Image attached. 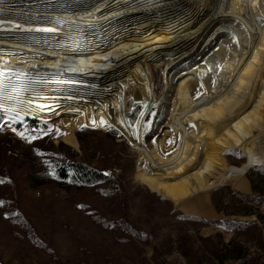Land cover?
I'll return each mask as SVG.
<instances>
[{
  "label": "bare ground",
  "instance_id": "6f19581e",
  "mask_svg": "<svg viewBox=\"0 0 264 264\" xmlns=\"http://www.w3.org/2000/svg\"><path fill=\"white\" fill-rule=\"evenodd\" d=\"M260 1L0 0V70L11 78L0 77L5 97L61 122L62 140L73 146L78 128L113 125L140 152L139 180L199 210L193 204L205 201L213 178L236 177L230 148L255 149L264 163ZM168 57L174 63L160 96L153 63ZM132 84L144 104L135 124Z\"/></svg>",
  "mask_w": 264,
  "mask_h": 264
},
{
  "label": "rangeland",
  "instance_id": "374dc122",
  "mask_svg": "<svg viewBox=\"0 0 264 264\" xmlns=\"http://www.w3.org/2000/svg\"><path fill=\"white\" fill-rule=\"evenodd\" d=\"M170 58L153 63L160 96L169 87ZM129 89L135 124L144 104L135 101V85ZM4 102L28 113L19 101H0V264H264V163L255 149L230 148L225 158L236 177L213 178L208 197L192 210L137 178L140 152L113 125L78 128L73 146L62 140L59 121L6 124ZM157 111L146 117V136ZM29 118L47 127L18 130ZM53 145L109 180L81 187L55 181L42 157ZM257 145L264 147V136Z\"/></svg>",
  "mask_w": 264,
  "mask_h": 264
},
{
  "label": "trees",
  "instance_id": "16d2710c",
  "mask_svg": "<svg viewBox=\"0 0 264 264\" xmlns=\"http://www.w3.org/2000/svg\"><path fill=\"white\" fill-rule=\"evenodd\" d=\"M6 109H3L5 123L10 125L19 122L24 118L35 116L26 113L18 103H8ZM13 106L11 107V105ZM29 118L24 124H18V130H25L26 128H42L47 127L46 124L39 122L36 119ZM42 157L45 160L47 170L51 173L52 179L57 182L67 183L81 187L86 184H105L109 180V175L104 173L103 169H97L82 161H72L65 159L59 147L52 146L51 149H44ZM121 188L124 185L120 184ZM125 188V187H124ZM111 191H117L119 188H110Z\"/></svg>",
  "mask_w": 264,
  "mask_h": 264
},
{
  "label": "snow or ice",
  "instance_id": "6c2138e0",
  "mask_svg": "<svg viewBox=\"0 0 264 264\" xmlns=\"http://www.w3.org/2000/svg\"><path fill=\"white\" fill-rule=\"evenodd\" d=\"M0 77H6V78L9 79V82H11V78H10V77H7V74L4 73L2 70H0ZM6 87H7V85H5L4 81H3L2 79H0V99H11L10 96L5 97L4 89H5ZM14 87H15V86H13V88H14ZM3 107H4L3 103H0V108H3ZM39 107H40L41 110H43L46 106H44V105H40ZM13 130L15 131V129H13ZM42 134L46 135L47 133L44 132V133H42ZM19 135L24 136V133L21 132V133H19ZM35 138H37V137L31 136V135L28 136V139H29V140H31V139H35ZM0 182H3V181L0 180ZM3 203H4L3 201H0V204H3Z\"/></svg>",
  "mask_w": 264,
  "mask_h": 264
}]
</instances>
